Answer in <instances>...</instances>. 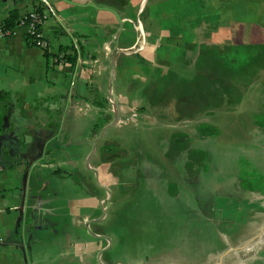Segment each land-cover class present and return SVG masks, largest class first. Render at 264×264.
<instances>
[{"label":"crops","instance_id":"1","mask_svg":"<svg viewBox=\"0 0 264 264\" xmlns=\"http://www.w3.org/2000/svg\"><path fill=\"white\" fill-rule=\"evenodd\" d=\"M31 1L0 0V20ZM48 1L42 34L53 53L78 42L74 64L48 71L27 25L0 39V264H264V124L252 119L263 111H250L264 87L234 111L179 119L144 89L177 42H195L140 40L147 0L118 10L120 35L112 12ZM90 85L121 111L91 159L101 110ZM242 128L252 141L236 137ZM105 140L123 155L102 162Z\"/></svg>","mask_w":264,"mask_h":264},{"label":"trees","instance_id":"2","mask_svg":"<svg viewBox=\"0 0 264 264\" xmlns=\"http://www.w3.org/2000/svg\"><path fill=\"white\" fill-rule=\"evenodd\" d=\"M96 1L120 11L130 2ZM174 1L176 5L169 19H162L157 12H152L153 27L144 19L145 13L149 12L147 4L140 15L143 25L155 34L167 32L166 40L182 38L189 43L195 42V46L181 48L177 42L168 68L153 70L144 89L147 102L158 110L171 108L179 119L236 110L249 89L264 76V25L248 18L241 10L239 6L247 0ZM29 7L23 15L18 8L11 10L0 20V33L7 34L30 22L35 23L37 30H42L48 17L46 6L42 0H32ZM27 39L30 46L42 48L48 71L61 63L74 64L78 59L79 49L73 44L62 45L53 53L49 46L39 44L35 35L29 34ZM88 90L92 103L101 110L94 128V133L99 134L111 121V114L106 112L110 102L93 85L88 86ZM99 152L102 162L123 155L115 140L101 142Z\"/></svg>","mask_w":264,"mask_h":264},{"label":"rangeland","instance_id":"3","mask_svg":"<svg viewBox=\"0 0 264 264\" xmlns=\"http://www.w3.org/2000/svg\"><path fill=\"white\" fill-rule=\"evenodd\" d=\"M147 4H148V7H149V12L145 13L144 19L146 20V22L149 21L148 25L150 27H153V24H154V15H152V12H157L158 17H160L162 19H169L171 17V15H172V11H173V9H174V7L176 5L174 0H150L149 2L147 0L145 6ZM239 7H241V10L244 11V14L248 18L252 17L251 19H254L256 22L264 25V0H247L243 4V6L240 5ZM234 12H236V10ZM139 19L141 21H143V19L140 16H139ZM136 22H137V19H136ZM143 27H144L145 36L147 38H148V36L150 34L153 35L152 38L156 37L154 35L155 33H153L151 30L149 31L145 27V24L143 25ZM262 87H264V76L258 82H256L249 89L248 92L250 93L254 89L259 91V90H261ZM261 92L263 94V96L261 94V96L263 97V100L260 102L263 105L262 109L259 110V109L256 108V107H258V105H256V107H255V105H253V107H252V109L250 111H263V113L252 115V119L256 120L258 122H261V124H264V91H261ZM243 101H244V99H243ZM261 124H258V125H261ZM261 127H262V125H261ZM245 130H246L245 128H242V129L239 130V132L234 133V134L236 135V137L240 136L241 139H243V140L245 139L246 142L252 141V136H251L250 132H249V134H246L244 132ZM237 138L240 139L239 137H237ZM251 183H254V180H252Z\"/></svg>","mask_w":264,"mask_h":264},{"label":"water","instance_id":"4","mask_svg":"<svg viewBox=\"0 0 264 264\" xmlns=\"http://www.w3.org/2000/svg\"><path fill=\"white\" fill-rule=\"evenodd\" d=\"M66 3H69V4H73V5H77V6H82V7H88V6H91L97 10H107L109 12H112L117 20H118V23H119V35L122 33L123 29H124V20L122 18V16L119 14L118 10L114 9V8H111V7H107V6H102V5H98L97 3H95L94 0H91L89 3H76L74 1H71V0H62ZM115 96V99H114V119L108 123L101 131L100 135L98 136L96 142H95V145L93 147V152H92V155L90 156V159L92 158L93 154H94V150L96 148V145L97 143L102 139V137L104 136V134L106 133V131L112 127H114L115 125L118 124L119 120H120V106H119V103H118V99H117V96L114 94ZM46 142L44 143V146H45ZM50 146L52 147H57L59 146V141L58 140H53V141H50L49 143ZM90 159L87 163V165L89 166V162H90Z\"/></svg>","mask_w":264,"mask_h":264},{"label":"built area","instance_id":"5","mask_svg":"<svg viewBox=\"0 0 264 264\" xmlns=\"http://www.w3.org/2000/svg\"><path fill=\"white\" fill-rule=\"evenodd\" d=\"M42 2L46 6V14L47 15L48 14L54 15L55 14V9L52 6V4L48 0H42ZM32 17H35V15L33 14ZM27 27H28V30H29V34L35 35V39L38 41L39 44H41L43 46H49L48 41L46 40V38L42 34V30H37L34 22L28 23ZM136 29L140 32V40L144 41L145 38H146L145 37V32H144V27H143L142 21L139 18L137 19V22H136ZM10 34H11V32H9L7 34L0 33V39L3 38V37L8 36ZM74 47L76 49H79V43L76 42ZM73 84L74 83H72V85ZM108 100H109L110 104L113 106V110H114L115 109V107H114V98L112 96H110ZM134 115H137V113H134ZM84 222H86V220Z\"/></svg>","mask_w":264,"mask_h":264}]
</instances>
